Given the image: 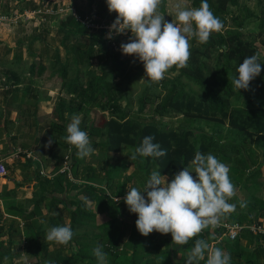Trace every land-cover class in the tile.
I'll list each match as a JSON object with an SVG mask.
<instances>
[{
  "label": "trees",
  "instance_id": "16d2710c",
  "mask_svg": "<svg viewBox=\"0 0 264 264\" xmlns=\"http://www.w3.org/2000/svg\"><path fill=\"white\" fill-rule=\"evenodd\" d=\"M185 1L190 7L200 4V0ZM255 1L257 14L241 6L240 0H208L212 12L222 21L221 30L212 33L204 43L193 36L187 66H172L159 82L140 83L144 75L142 62L133 65L135 70L131 71L129 62L120 60L107 40L89 32L86 25L75 19L59 28L63 58L56 49L46 64L48 51L43 47L34 51L35 40L23 44L29 63L21 60L22 53L20 56L10 49L1 53L4 86L18 87L26 73L36 78L46 70H49V79L60 83L65 97L57 100L46 116L51 120L49 141L65 156H52L54 171L50 178H39V164L28 159L26 163L40 179L37 190L28 200L32 211H22L14 203L6 202L17 196L20 185L16 183L13 189L0 192V218L6 214L25 224L36 217L46 202L49 212H67L68 224L74 233V241H69L71 253L67 257H53V264H78L85 260L96 264L92 249L97 244L103 245L107 264H184L197 238L228 252L231 264H263L264 234L251 233L245 228L229 241L220 238L223 229L208 226L186 245L172 242L170 233L154 230L147 236L141 235L135 226L136 214L130 213L124 203L128 185L124 188L111 178L120 169L108 168L102 177L96 169L84 165V157L77 156L75 147L63 138L75 114L81 117L80 127L88 134L95 151L109 155L120 154L125 148L133 154L142 137L152 135L154 142L158 141L166 149V155L143 159L137 155L126 163L134 166L133 176L139 185H145L150 173L158 170L168 182L175 172L188 165L196 151L212 153L229 168L228 175L235 189L229 202L239 209L223 215L219 223L262 226L264 197L255 194L264 190V180L259 181L264 168V60L257 56L256 43L264 49V0ZM231 9L242 10L245 17L255 21L257 30L252 39L243 36L244 21L240 15H229ZM252 54L261 62V73L249 82L248 90L235 91L232 78L236 66ZM95 60L97 71L93 65ZM134 90H137L138 113L152 106L146 117L130 114ZM5 91L12 101L18 100L15 92ZM176 116L181 117L176 125L160 122L161 118ZM193 121H203L213 127L209 132L194 129L190 126ZM244 191L251 194V201L244 200L241 207L236 196ZM115 197L118 202H114ZM87 202L96 206L97 215L103 220L98 225L96 213L89 209ZM48 224L52 227L61 221L52 217ZM4 229L0 224V235ZM31 234L32 247L37 249L43 232L36 228Z\"/></svg>",
  "mask_w": 264,
  "mask_h": 264
},
{
  "label": "rangeland",
  "instance_id": "374dc122",
  "mask_svg": "<svg viewBox=\"0 0 264 264\" xmlns=\"http://www.w3.org/2000/svg\"><path fill=\"white\" fill-rule=\"evenodd\" d=\"M177 5L190 7V4L185 0H161L159 11L165 15V20L177 23L175 18ZM240 5L255 14L258 13L255 0H240ZM229 15H240L244 21L243 36L246 39L254 37L257 24L252 18L245 17V12L242 10L231 9ZM115 16L114 11L109 12L107 9L105 0H0V54L6 49H10L20 56L22 53L21 60L29 63L28 51L24 45L28 41L35 40L34 51H38L42 47L48 51L46 64L53 57L56 49L63 58V51L59 45V28L66 25L69 20L75 19L86 25L89 32L94 33L102 40H107L108 44L113 47L114 53L119 54L118 58L127 60L130 64L129 69L134 71L133 65L140 61L131 55L122 54L120 49V44L128 42L131 33L125 31L121 34H114L111 38L107 36L109 25ZM192 38H190L189 44ZM20 44H24V47L21 48ZM256 47L258 58L264 60V49L257 43ZM7 58L9 59L10 56ZM93 65L97 71V60L93 61ZM4 72V69L0 68V163L4 167V175L0 177V184H10L13 189L14 184L19 183L21 189L18 188L16 199L8 198L6 202L14 203L17 208L29 212L32 211V207L28 200L31 198V194L37 190L39 178H50L53 174L54 159L52 156H65L62 150L49 143L48 134L51 120L46 116L57 100L65 95L60 89V83L56 79H49V70H46L40 77H36L37 79L26 73L22 77L20 85L15 88L3 85ZM143 77L144 75L139 80L140 83L145 81ZM8 89L9 93L17 94V101H12L11 97L7 93L5 94V90ZM136 91L134 90L132 93L130 114L146 117L152 106H147L146 111H143L142 114L138 113ZM122 104L124 105V103ZM180 121V116L160 119V122L167 125H176ZM190 126L206 132H209L213 127L203 121H193ZM131 156L132 151L128 148L123 149L117 155L95 151L84 157L83 162L84 165L96 169L102 177L106 169L117 167L120 170L113 173L111 177L114 182L116 181L124 188L127 185H134L138 189H143V183L139 185L140 182L133 176L134 166L130 164L126 166L127 162H131ZM28 159L39 164L38 179L34 176L37 172L26 163ZM262 173L264 174V168ZM263 180L264 176L259 179V181ZM98 186L101 188L100 184ZM2 190H6L5 187ZM255 195L263 198L264 190ZM236 198L239 203L244 200L251 201V194L245 191L240 192ZM114 202H118V200L114 199ZM86 204L91 211L96 213L98 221L95 224L101 223L103 220L97 215L96 206L90 202ZM59 208L61 206L58 207V210ZM124 209H120V212L122 213ZM233 211L238 212L239 209ZM52 217L60 219L61 224H68L67 212H49L47 202L41 205L36 217L25 224L21 219L2 216L0 224L5 229L3 230L4 234L0 235V264H45V261L52 262L51 259L55 256H69L71 242L74 239H71L68 244H58L46 240V233L50 229L48 221ZM250 227L254 228V225ZM36 228H40L43 232L39 238L37 249L32 247L31 239V230L33 232ZM262 229L264 230V223ZM78 264H88V261L85 260Z\"/></svg>",
  "mask_w": 264,
  "mask_h": 264
},
{
  "label": "clouds",
  "instance_id": "9594fccd",
  "mask_svg": "<svg viewBox=\"0 0 264 264\" xmlns=\"http://www.w3.org/2000/svg\"><path fill=\"white\" fill-rule=\"evenodd\" d=\"M105 3L109 12L116 13L109 25L108 38L125 31L131 33L128 42L120 44L121 52L142 62L143 78L148 83L162 80L174 65L177 68L187 66L191 37L195 36L204 43L222 28V21L214 15L208 0H200L199 7L177 5V23L165 20V15L159 11L161 0H105ZM235 71L232 78L234 90H248L249 82L261 73V62L255 54L245 56ZM80 124V116L73 115L63 138L75 147L76 155L83 158L94 153L95 149ZM154 139L152 135L143 136L131 159H136L137 155L141 159L165 156L166 149ZM228 172V166L212 153L196 151L188 165L175 172L170 181L166 182L158 170L150 173L143 189L127 186L124 203L130 213L136 214L135 226L141 235L147 236L154 230L161 234L170 233L172 242L186 245L189 239L208 226L223 229L222 225L227 224L219 223L220 218L236 207L235 203L229 202L235 189ZM240 206L243 207L244 203L241 202ZM241 227L251 233L257 232L251 231L250 226ZM240 234L241 231L237 236ZM73 235L69 224H57L47 231L46 240L66 244ZM220 238L232 241L223 234ZM92 254L96 264H107L103 245H95ZM202 260L204 264H231L228 252L197 238L184 264H200ZM45 264L53 262L45 261Z\"/></svg>",
  "mask_w": 264,
  "mask_h": 264
},
{
  "label": "built area",
  "instance_id": "2783aa9c",
  "mask_svg": "<svg viewBox=\"0 0 264 264\" xmlns=\"http://www.w3.org/2000/svg\"><path fill=\"white\" fill-rule=\"evenodd\" d=\"M4 175V167L3 165L0 163V177H2ZM223 235L228 237L230 240H233L238 233L243 229L241 226H239L238 224H223ZM251 231L253 232H260L263 233V230L260 228H250Z\"/></svg>",
  "mask_w": 264,
  "mask_h": 264
},
{
  "label": "crops",
  "instance_id": "0c3cea01",
  "mask_svg": "<svg viewBox=\"0 0 264 264\" xmlns=\"http://www.w3.org/2000/svg\"><path fill=\"white\" fill-rule=\"evenodd\" d=\"M263 176H264V174H263ZM5 187V189L6 190H11V187L12 186H10V184H7V183H2V184H0V191H2V189ZM28 187V186H27ZM20 189H21V187H20ZM12 199H16V198H12ZM1 204H2V201L0 200V207H1ZM3 216L4 217H9L8 215H6V214H3Z\"/></svg>",
  "mask_w": 264,
  "mask_h": 264
},
{
  "label": "water",
  "instance_id": "95a60500",
  "mask_svg": "<svg viewBox=\"0 0 264 264\" xmlns=\"http://www.w3.org/2000/svg\"><path fill=\"white\" fill-rule=\"evenodd\" d=\"M70 162H71V159L69 158V160H68V164H70Z\"/></svg>",
  "mask_w": 264,
  "mask_h": 264
}]
</instances>
